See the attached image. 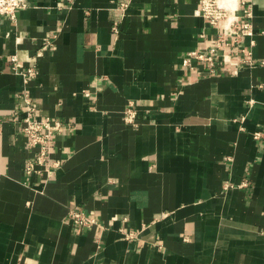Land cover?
<instances>
[{
	"label": "crops",
	"instance_id": "0c3cea01",
	"mask_svg": "<svg viewBox=\"0 0 264 264\" xmlns=\"http://www.w3.org/2000/svg\"><path fill=\"white\" fill-rule=\"evenodd\" d=\"M25 1L0 15V264H264V0L214 73L182 64L223 25L199 0ZM24 92L63 126L50 175L24 171Z\"/></svg>",
	"mask_w": 264,
	"mask_h": 264
},
{
	"label": "built area",
	"instance_id": "2783aa9c",
	"mask_svg": "<svg viewBox=\"0 0 264 264\" xmlns=\"http://www.w3.org/2000/svg\"><path fill=\"white\" fill-rule=\"evenodd\" d=\"M235 11L229 3L222 0H199L194 10L195 15H199L207 20L209 24L217 25L220 20L223 21L219 38L216 45L209 47L206 51L192 50L182 57V64L189 70L194 69V61H201L209 68L210 73L215 72V55L217 49L228 44L226 37L234 36L237 41L243 35H253V4L251 0H235ZM240 5V8H238ZM27 6L25 0H0V15H7L14 19L18 9ZM125 4H122L123 8ZM113 30L117 32L114 26ZM253 43L254 40L250 39ZM243 50V49H242ZM240 60H245L243 52H240ZM12 69L24 79L34 76L37 71L34 66L24 69L22 63L18 61L16 55H11ZM250 61V60H249ZM264 65V59L261 60ZM24 107L13 111L12 121L22 123V130L26 137V146L31 151L30 158L26 161L24 171L27 174L46 173L50 175L51 167L55 162L51 159V145L53 135L63 129L59 119L51 115H40L36 113V101L24 92L21 94ZM137 109L133 104H128L123 110V119L130 125H137ZM259 133H256V137ZM67 221L75 228H89L97 224L96 216L91 211H86L81 206L76 205L68 209L66 215Z\"/></svg>",
	"mask_w": 264,
	"mask_h": 264
},
{
	"label": "bare ground",
	"instance_id": "6f19581e",
	"mask_svg": "<svg viewBox=\"0 0 264 264\" xmlns=\"http://www.w3.org/2000/svg\"><path fill=\"white\" fill-rule=\"evenodd\" d=\"M222 1L229 3L232 9L235 11V0H222Z\"/></svg>",
	"mask_w": 264,
	"mask_h": 264
}]
</instances>
